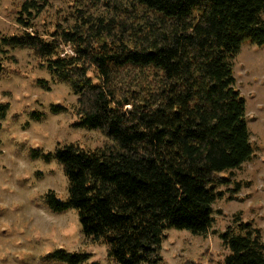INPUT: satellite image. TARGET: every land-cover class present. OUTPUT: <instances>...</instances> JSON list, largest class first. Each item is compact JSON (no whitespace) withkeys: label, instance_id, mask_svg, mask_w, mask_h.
Wrapping results in <instances>:
<instances>
[{"label":"trees","instance_id":"obj_1","mask_svg":"<svg viewBox=\"0 0 264 264\" xmlns=\"http://www.w3.org/2000/svg\"><path fill=\"white\" fill-rule=\"evenodd\" d=\"M102 2L105 13L79 9L73 22L47 35L34 21L46 0L22 2V32L0 40V79L15 74L12 52L28 49L77 96L74 127L110 141L94 151L74 144L30 151L32 159L58 163L68 179V197L50 190L47 208L76 210L87 241L105 245L113 264H167L166 231L207 236L224 188L241 190L233 170L254 156L232 59L246 42L264 46V0ZM9 109L0 104L1 120ZM65 110L50 107L54 114ZM239 225V233L221 234L230 254L219 264H264L259 229ZM206 255L184 264H202ZM90 256L56 250L47 259L85 264Z\"/></svg>","mask_w":264,"mask_h":264},{"label":"rangeland","instance_id":"obj_2","mask_svg":"<svg viewBox=\"0 0 264 264\" xmlns=\"http://www.w3.org/2000/svg\"><path fill=\"white\" fill-rule=\"evenodd\" d=\"M24 1L0 0V40L22 32L16 10ZM46 2L34 20L45 35L73 22L79 9L94 15L106 12L102 0ZM63 48L65 54L72 53L69 46ZM12 53L18 58L11 66L15 74L0 79V104L10 106L6 120L0 119V264H63L47 259L56 250L87 252L91 256L85 264H113L105 245L87 241L76 210L53 213L47 208L44 197L50 190L61 199L68 197V179L61 166L30 156L32 149L52 152L70 144L94 151L110 141L97 131L75 128L77 96L70 87L40 67L28 49ZM232 63L236 88L246 100L254 156L233 170L231 177L242 184L241 190L234 193V184L224 188L225 196L214 204L215 221L207 236L175 228L166 231L162 255L167 264L197 261L205 252L202 264L223 262L230 251L221 234L231 229L239 233L242 223L259 229L264 242V46L244 43ZM41 80L47 81L49 89L39 83ZM53 105L66 110L51 113ZM36 111L47 114L37 121L32 118Z\"/></svg>","mask_w":264,"mask_h":264}]
</instances>
